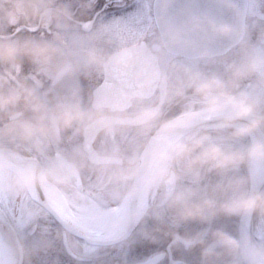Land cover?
Returning a JSON list of instances; mask_svg holds the SVG:
<instances>
[{
    "label": "flooded vegetation",
    "instance_id": "1",
    "mask_svg": "<svg viewBox=\"0 0 264 264\" xmlns=\"http://www.w3.org/2000/svg\"><path fill=\"white\" fill-rule=\"evenodd\" d=\"M156 3L54 0V8H67L71 14V26L64 30L55 24L45 27L30 18L17 19L7 11L9 5L0 2V32L20 41L51 42L63 51L64 60L77 66L76 71L54 83L47 69L27 59L14 66L0 65V95L31 90L48 110L74 99L82 112L94 117L98 103L100 117L111 121L110 130L94 118L59 133L29 139L24 128L37 125L38 113L23 102L0 111V154L26 170L48 173L45 183L61 196L67 213V217L61 216L50 206L42 184L30 190L15 188L16 173L0 165V264H230V257L220 249L216 256L203 255L213 243L214 232L235 237L247 231L254 239L264 238V221L255 216L251 221L223 215L204 222L180 220L168 207L165 186L154 182V173L144 167V160L164 133L162 126L183 118L191 100L190 90L184 99H172L155 80L153 65L168 73L171 87L175 83L170 72L173 66L223 77L227 65L239 62L245 54L239 43L211 58L187 59L168 52L161 42L164 22L182 23L186 13L197 10L204 1L161 0L159 22ZM243 27L248 44L255 45L257 33L264 29V0H245ZM126 49L144 55L127 67L86 65L91 53L104 60ZM255 80L241 81L237 90L253 88ZM146 109L159 112L148 129L122 122L124 117ZM194 131L185 130L181 137ZM103 160L120 164L103 167L97 163ZM121 172L128 178L118 179ZM234 175L247 178L249 173L241 167ZM262 177L257 181L260 186ZM218 179L208 175L200 187L213 185ZM177 186H193L192 178L181 175ZM38 191L54 215L41 205ZM123 205L127 226L115 238H90L70 221L86 224L103 216L109 223L120 217Z\"/></svg>",
    "mask_w": 264,
    "mask_h": 264
},
{
    "label": "clouds",
    "instance_id": "2",
    "mask_svg": "<svg viewBox=\"0 0 264 264\" xmlns=\"http://www.w3.org/2000/svg\"><path fill=\"white\" fill-rule=\"evenodd\" d=\"M7 3V11L17 19L38 20L45 27L55 24L67 30L71 26V14L67 8H54V0H0ZM217 10L232 14L228 22L214 15L211 10L204 13L188 12L182 23L165 21L161 36L162 45L190 44L193 38L205 40L227 39L239 43L244 50L243 58L227 65L225 76L207 75L189 67L173 66L170 72L175 83L169 87V75L153 65L155 80L170 94L172 99H184L191 91L187 104L188 112L176 121L162 127L169 133L177 134L163 146H154L144 167L154 173L157 184L166 188V201L180 220L209 221L223 215L240 217L251 221L255 216L264 221V188L253 178L256 170H264V29L257 33L255 45L247 42L244 20L232 0H210ZM144 53L134 50L121 52L104 60L91 53L86 65L105 64L130 66ZM63 51L51 42L36 40H15L0 32V65H16L27 59L34 65L45 68L53 82H57L77 70V66L63 59ZM255 77L251 89L237 90L241 81ZM23 102L38 113L37 125L24 128L25 138L36 135L59 133L72 128L73 124L92 120L103 122L111 129V121L100 117L101 106L94 105L95 117L82 112L74 99L63 100L48 110L31 90L22 89L0 95V111ZM195 106V111L193 107ZM159 118L156 109H146L123 118V123L141 129H148ZM47 121V124H45ZM195 128L186 138L178 133ZM246 141V143H243ZM103 167L119 161H97ZM241 167L248 170V177H236ZM181 175L192 178L190 187L178 188ZM215 175L218 181L205 188L201 180ZM49 174L27 169L19 171L13 178V185L19 190H30L37 184L45 183ZM127 179L126 172L117 175ZM217 249L230 257V264H264V238L254 239L247 231L232 236L223 231L213 233V243L203 255L213 257Z\"/></svg>",
    "mask_w": 264,
    "mask_h": 264
},
{
    "label": "bare ground",
    "instance_id": "3",
    "mask_svg": "<svg viewBox=\"0 0 264 264\" xmlns=\"http://www.w3.org/2000/svg\"><path fill=\"white\" fill-rule=\"evenodd\" d=\"M172 133H163L160 135V137L157 140V146H163L169 142V140L173 137ZM181 136V134H178ZM0 165L4 170H11L15 173L26 170L24 166L16 165L12 162H10L4 155L0 154ZM263 174V170H256L252 174V178L257 182ZM32 195V190L30 191ZM42 192L47 200V202L50 204V206L61 216L67 217L66 213V206L65 202L61 198V196L56 192L55 189L50 187L47 183L42 184ZM142 193H145V187L142 189ZM141 196L140 202L142 203L144 201V196ZM125 209V206L123 205L122 211L120 213V217L112 219L109 223H106L103 220V216L98 217L96 220H93L94 218H91L88 220L86 224L80 223L77 220L70 219L72 224L81 232L86 234L88 237L93 239H109V238H115L121 235L127 226V220L125 218V215L123 214ZM85 225V226H84Z\"/></svg>",
    "mask_w": 264,
    "mask_h": 264
},
{
    "label": "water",
    "instance_id": "4",
    "mask_svg": "<svg viewBox=\"0 0 264 264\" xmlns=\"http://www.w3.org/2000/svg\"><path fill=\"white\" fill-rule=\"evenodd\" d=\"M204 4L202 6L197 7V10H193V12L197 13H204L209 10L213 12L214 15H217L220 19H223L228 22L233 21V16L230 12L225 10H217L216 7L210 2V0H203ZM160 2L161 0H157L155 5V14L156 19L159 22L160 18ZM234 6L239 10L241 13L243 20L245 15V0H232ZM177 8V5L174 4L173 8ZM187 14V13H186ZM236 42L227 40V39H215V40H205L202 38H193L192 43L190 44H167L164 45L166 50L172 54L179 55L181 57H185L188 59H197V58H211L217 55L224 53L230 47H232ZM162 132H167L164 128ZM264 186V178L261 183V187ZM38 197L40 200L41 205L46 208L52 215V209L46 205L45 200L41 196L40 192L38 191Z\"/></svg>",
    "mask_w": 264,
    "mask_h": 264
}]
</instances>
